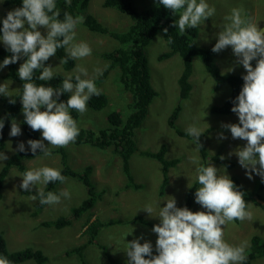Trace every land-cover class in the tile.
I'll use <instances>...</instances> for the list:
<instances>
[{"label":"rangeland","instance_id":"obj_1","mask_svg":"<svg viewBox=\"0 0 264 264\" xmlns=\"http://www.w3.org/2000/svg\"><path fill=\"white\" fill-rule=\"evenodd\" d=\"M103 1L89 0L86 12L95 16L109 29L121 30L127 27L130 23L127 14L117 8L104 7ZM155 1L134 0V5L139 10H144ZM206 2L215 7L216 13L214 17L208 18L205 23L197 27L198 33L193 42L195 47L205 48L216 42V33L226 23L224 18L231 13L233 8L242 9L243 15L251 18L257 23L259 29L264 31V0H206ZM13 7V5H5V0H0V19ZM173 17L178 20L179 14H174ZM39 30L42 35H46L45 28L40 27ZM76 41L88 43L92 54L82 60H75L71 69H66L63 64H60L61 58L57 53L47 62V66L53 67L54 73L59 72L64 78L73 72L76 65L86 67L89 77L93 76V69L96 67L105 70V65L108 67L110 60L103 54L120 44L111 36L92 31L82 23L77 26ZM0 47L6 48L2 41H0ZM169 49L163 30H160L146 47L151 82L157 94L149 105L142 126L136 130L135 139L138 150L130 157V173L139 186L128 187V179L123 171V160L115 153L113 144L106 148H99L92 144L72 143L63 148L65 157L63 153L55 152L50 158L40 154L31 160L24 161L26 171L44 166L60 171L65 166L78 171H84L88 165L93 167L88 175H90L96 194L95 202L75 217L73 208L91 197L88 186L80 179L67 176L66 181L58 184L53 190L54 193L62 190L69 191L70 199L62 198L60 204L44 205L38 208V199L36 201L31 199L35 194L24 192L20 188L22 177L19 174L25 171L12 166L4 179L0 197V232L3 234L9 252L14 253L26 248L40 250L48 258L46 264H127L128 257L124 248L128 241L141 238V243L150 241L155 250L157 235L152 228L159 223V218L150 217L141 208L151 205L155 211H158L159 206L163 207L166 204V199L173 197L177 207H187L194 212L206 211L195 202L194 195L193 202L186 204L190 189L188 184L193 186L196 182L195 169L198 165L191 162L192 157L198 158L202 165L208 166L211 163L218 169L219 175L227 174L230 178H237L252 192L248 206L253 213V220L244 222L237 220L227 224L224 227L225 241L233 246L248 241L250 247L253 235H259L264 240V208L254 196H258L257 193L264 196V182L255 173L252 179H248L246 170L238 163V157L235 154L229 156V153L234 152L237 147H243L246 141L233 139L230 130L221 127L222 123H238V116L233 112L220 114L212 111L213 106L222 105L228 98L232 89L231 85L224 83L216 88L215 79L207 71L200 56L196 55L193 57L192 73L189 79L191 89L188 97L182 99L179 78L183 72L184 62L181 55L175 53L169 58L159 59L160 55ZM213 58L222 73L246 72L242 65L235 63L236 57L230 47L214 53ZM25 59L26 57L22 56L16 62L17 72ZM2 62L3 59L0 58V63ZM252 64L255 67L256 61L253 60ZM8 71L9 65L0 69V84H7L9 91L14 95L11 98L15 99L20 84L8 76ZM98 77L94 82L106 93L108 102L104 107L97 109L88 104V110L83 115L78 113L79 129L86 128L95 131L105 129L110 125L108 120L110 112L119 111L123 117H127L132 111L131 92L124 89L120 78V68L117 66L112 68L99 83H97ZM11 98L0 94L1 114ZM178 104H180V111L175 125L171 126L168 118ZM41 110H44L43 106ZM21 118L22 110L12 119L21 128V135L17 137L9 135L12 121L5 131V147L0 149V152H4L8 158L17 151L20 142H24L25 147H29L27 145L29 138L23 130ZM193 124L204 131L200 136V143L204 150L195 144L190 136H184L178 132V130L185 131L189 125ZM220 133L227 138L218 140ZM40 139H42L41 135ZM44 143L47 145V141ZM162 145L167 147L165 153L167 159H179L178 164L170 167L168 171V183L163 192H161L162 163L142 153L155 152ZM212 156L219 158L224 156V159L230 161L231 165L217 162ZM6 161L0 162V170ZM38 187L44 190L46 188L45 185L33 186L32 191H37ZM253 197L257 202L253 200ZM139 216L149 221L150 224L137 219ZM62 217L70 220L62 228L43 224L45 221H54ZM95 219L105 224L99 227L94 242L88 244L82 254L72 252L73 248L87 242L89 233L84 230ZM110 221L113 222L109 223ZM130 231L132 232L127 234ZM31 263L33 260L27 259L18 264ZM253 264H264V256L257 257Z\"/></svg>","mask_w":264,"mask_h":264},{"label":"clouds","instance_id":"obj_2","mask_svg":"<svg viewBox=\"0 0 264 264\" xmlns=\"http://www.w3.org/2000/svg\"><path fill=\"white\" fill-rule=\"evenodd\" d=\"M65 2L71 4V0ZM157 3L171 13L179 14L173 24L178 26L181 35L205 23L216 13L215 7L206 0H157ZM224 19L226 23L216 33L217 40L211 51L219 53L230 47L236 57L235 63L242 65L246 74L242 76L244 83L238 96L232 101L231 111L238 116L239 122L222 123L221 127L230 130L233 139L246 141L243 147H237L229 156L235 154L238 157V163L246 170L248 179H252L255 173L264 182V31L251 18L244 16L239 8H233ZM82 22V17H73L68 12L60 19L56 0H22L21 7L10 10L3 18L0 41L12 55L4 58L0 69L16 63L22 56L26 57L18 69V76L24 81L23 91L18 96L21 97L24 122L42 136L40 140L27 141L33 154L39 149L44 157L50 158L52 148H64L74 143L80 130L70 112L83 115L88 110L91 97L101 94V89L94 82L97 76L103 75L104 69L100 67L94 68L93 76L89 77L86 67L76 65L73 72L65 76L61 86L56 88L32 82L36 72H39V81L55 77L53 67L45 66V62L58 49L63 48L66 52L60 64L82 60L92 54L88 43L76 41V29ZM40 27L47 30L46 35H42ZM163 31L167 33L168 29ZM169 43H172L171 39ZM253 60L256 61L255 67ZM63 93H70L67 101L58 102ZM0 94L14 97L5 83L0 84ZM9 103L14 104L15 99H9ZM3 128L4 121L0 119V134ZM185 131L201 148L200 136L204 131L194 124ZM21 134V128L13 120L9 135L17 137ZM226 138L223 133L218 136V140ZM17 150L24 152L25 143L20 142ZM7 159V155L0 152V162ZM190 159L198 165L195 169L198 185L195 202L206 211L194 212L187 207H177L173 197L166 199V204L159 206L158 211L151 205H145L141 209L150 217L159 218V223L152 228L157 235V254L153 255L150 241L141 243V238L133 239L124 248L127 264H244L247 260L248 241L233 246L224 239L227 224L253 220L244 194L227 174L219 175L218 169L211 163L204 166L198 158ZM19 176L22 177L20 188L24 192H32L33 186L66 181L60 170L48 166L27 170ZM188 187L192 185L188 184ZM62 198L70 199V192L45 193L42 187H38L36 195L31 197L32 201L38 199L41 205H57ZM0 264L11 262L6 257H0Z\"/></svg>","mask_w":264,"mask_h":264},{"label":"trees","instance_id":"obj_3","mask_svg":"<svg viewBox=\"0 0 264 264\" xmlns=\"http://www.w3.org/2000/svg\"><path fill=\"white\" fill-rule=\"evenodd\" d=\"M89 0H71V4H67L65 0H56L57 8L60 11V19H63V15L65 12L70 13L73 17L80 16L82 17V24H84L87 28L92 31L109 35L112 38L119 41V45L107 52L103 55L110 60L109 66L103 71V75H100L97 78V83L101 82L107 73L114 68L115 66L119 67L121 70V81L124 84V89L131 94V107L132 111L127 117H123L122 113L119 111H112L108 115L109 127L105 129H101L99 131H95L93 129L82 128L79 129V135L74 142L76 145L81 144H92L99 148H106L110 145L113 146V149L116 154L121 156L123 160V171L128 179V187L131 186H139V184L135 183L132 174L130 173V157L132 153L138 150L137 142L135 139L136 130L142 126L144 119L149 110V105L152 102L153 98L156 96L157 91L152 85L151 82V72L148 64V57L146 55V47L152 40V38L160 31L165 28L168 29L167 33H165V39L169 45V50L160 55L159 59L163 60L171 57L175 53H179L184 62L183 72L179 78V85L181 91V98H187L191 89L190 76L192 73L193 67V57L199 55L202 61L205 64L207 71L212 75V77L216 81V88H219L220 85L224 83H228L231 85V93L225 102L219 106H213L212 111L215 113H229L232 112V101L238 96L242 86L243 79L242 76L246 74L244 73H222L217 64L214 61L213 55L214 52L211 51L214 44L205 48H197L193 44L194 38L196 37L198 30L197 27L194 29H188L185 31L183 35L179 34L178 26H174L173 22L176 21L173 17V13L163 7V5H159L157 0L148 5L144 10H139L134 5V0H104L103 6L110 8H117L121 12L127 14L130 19V23L121 30H112L107 26L103 25L95 16L86 12L87 5ZM5 5H13V9L22 6V0H5ZM11 9V10H13ZM9 12V11H8ZM0 19V28H2L3 18L6 17L7 13ZM2 34V33H0ZM171 39L172 43H169ZM57 55L62 59L66 56L65 49L61 48L57 50ZM12 54L7 50V48L0 47V58L4 60V58L11 56ZM47 62H45V66H47ZM66 69H71L74 66V61L69 60L68 63L63 64ZM16 63L9 65L8 76L12 79L16 80L20 84V88L18 90L17 96L15 97V103H8L5 107L4 112L0 113V119L4 121V128L2 130V134H0V149L5 147L4 135L7 127L10 125L12 119H14L19 112L22 110L21 97L18 96L22 93L24 81H22L18 72L15 70ZM39 72L34 73L33 83L38 86L44 84L45 86H52L54 88L61 86L64 76L57 72L55 73V77H53L49 81H39L37 79ZM68 95L70 93H63L59 97L58 102H66ZM108 102V97L104 91L101 90V94L99 96H92L89 100L88 104L92 108H102ZM180 111V104H178L171 115L168 118V121L171 126L175 125V120ZM70 114L77 121L78 112L71 111ZM21 123L23 130L29 139L39 140L41 133L39 131H33L25 122L24 116L22 112ZM181 135L188 136L185 131L178 130ZM166 146L162 145L159 150L145 151L146 155L154 157L158 159L163 165V180L161 184V192H163L164 188L168 183V171L170 167H174L178 164V158L167 159L165 157ZM24 152L15 151L6 161L3 168L0 170V197L2 195V188L4 185V179L7 176L9 169L12 166L18 167L21 171H26V165L24 161L31 160L37 155L43 154L40 153V150L37 149V152L33 154L29 147H25ZM204 150V147H201ZM61 152L65 157V150L63 148L52 149V153ZM204 156L206 157V152L204 151ZM63 157V159H64ZM217 162H222L227 165H231V162L221 159L216 156H212ZM207 166V165H204ZM92 166L88 165L84 169V171H78L71 167H63L61 169V174L65 177L73 176L80 179L86 186H88V192L91 197L84 200L79 206L73 208V215L75 217L79 216L86 209L90 208L95 200V191L93 189L90 175L88 172L92 171ZM234 184L244 194V199L248 204V200L252 198V192L249 191L240 180L235 177H231ZM61 182H52L46 185L45 193L52 191L55 187ZM126 184V185H127ZM198 187L197 181L194 185L188 190V198L186 204L192 203L193 195ZM33 194L36 195V191H32ZM256 192V190H255ZM263 200L264 196L262 194L257 193ZM254 198V197H253ZM255 202V198L253 199ZM191 205V204H190ZM44 205H41L39 201L37 202V207L42 208ZM264 208V204H262ZM141 221L145 223H149V221L145 220L142 217H137ZM69 219L67 218H59L54 221H45L43 224L45 225H55L57 227H64L69 223ZM110 221L109 223H112ZM105 223L100 222L98 219L90 222L84 232L89 233V237L87 242L77 246L72 249V252H76L78 254H82L83 250L86 248L88 244L94 242L95 237L98 233L99 227L104 225ZM157 224V223H156ZM247 253V260L244 264H253V261L259 257L264 256V240L259 235H253L251 239V245ZM156 249L153 250V255H156ZM0 257H6L11 264H18L24 260H33L31 264H46L47 256L40 250L26 248L18 252L11 253L6 248L5 239L3 234L0 232Z\"/></svg>","mask_w":264,"mask_h":264},{"label":"water","instance_id":"obj_4","mask_svg":"<svg viewBox=\"0 0 264 264\" xmlns=\"http://www.w3.org/2000/svg\"><path fill=\"white\" fill-rule=\"evenodd\" d=\"M262 30H263V29H262ZM256 199H257L259 202L264 203V200H263L262 198L256 196Z\"/></svg>","mask_w":264,"mask_h":264},{"label":"bare ground","instance_id":"obj_5","mask_svg":"<svg viewBox=\"0 0 264 264\" xmlns=\"http://www.w3.org/2000/svg\"><path fill=\"white\" fill-rule=\"evenodd\" d=\"M87 199V198H86Z\"/></svg>","mask_w":264,"mask_h":264}]
</instances>
